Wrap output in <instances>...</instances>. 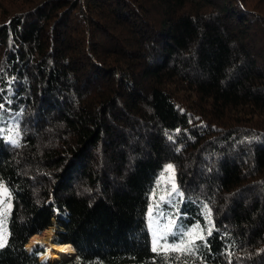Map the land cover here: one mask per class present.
<instances>
[{
  "label": "trees",
  "instance_id": "trees-1",
  "mask_svg": "<svg viewBox=\"0 0 264 264\" xmlns=\"http://www.w3.org/2000/svg\"><path fill=\"white\" fill-rule=\"evenodd\" d=\"M0 131V264H264V0H0ZM168 165L162 237L211 223L191 253L152 250Z\"/></svg>",
  "mask_w": 264,
  "mask_h": 264
},
{
  "label": "rangeland",
  "instance_id": "rangeland-1",
  "mask_svg": "<svg viewBox=\"0 0 264 264\" xmlns=\"http://www.w3.org/2000/svg\"><path fill=\"white\" fill-rule=\"evenodd\" d=\"M0 133H3V131H0ZM173 182L177 186L175 179H174L173 171L169 169V165H168L166 170L164 171V173L159 178V180L157 182L156 189L152 193V197H151V201H150V207L148 210L147 220L149 222V225H150V228L152 231L153 240H154V236L157 238L162 237V232H161L162 223L160 222V220H161L160 215L155 214V212H157V208L160 205V200L165 201L168 199V201L173 202V200L177 199V197L180 194L179 189L177 192L172 193ZM176 203H177V201H175V204ZM12 208H13L12 193L6 187V185L1 184L0 185V237L4 238V241H3L4 245L7 244L8 239H9V235H10L9 225H10ZM202 215H203V218L206 222L205 225H203V222H201V223L198 222L197 224H193L188 228L187 233H191L193 237L198 236V235H204L206 232H208V229H211V223L209 222V216L206 214H202ZM164 225L166 227L169 224H166L164 222ZM197 226H199V227H197ZM194 229L196 231H193ZM60 230H62V229H60L58 221L55 220L54 226L52 227L53 235H52V231H51L49 233L48 241L46 240L44 242H39L38 245H36L35 247H33L29 251L33 252L36 249H38L39 251H42L44 253H48L50 251V249H52L51 246L55 243L54 240L57 239L58 231H60ZM166 230H167V228H166ZM45 231L43 233H45ZM43 233L38 234V235H43ZM187 239H188V237L185 239L186 243H187ZM168 242H172V241H162V240L158 239V243L156 245L157 249L160 251H164V252L173 251L171 248L166 247ZM175 242L178 243L179 241H175ZM39 258H41V257H39Z\"/></svg>",
  "mask_w": 264,
  "mask_h": 264
},
{
  "label": "snow or ice",
  "instance_id": "snow-or-ice-1",
  "mask_svg": "<svg viewBox=\"0 0 264 264\" xmlns=\"http://www.w3.org/2000/svg\"><path fill=\"white\" fill-rule=\"evenodd\" d=\"M169 169L172 170V166L169 165ZM174 171V170H173ZM178 191L177 186L175 185V183L173 182L172 185V193H175ZM175 227V221H172L169 225L166 226L167 230H168V236H172L175 237L176 235H178V233L173 232L172 229ZM199 227V226H197ZM193 231H196L195 229ZM208 235H211V229H208ZM185 236L188 237L187 239V243L185 242L184 237H181V239L179 240V242H168L167 243V248H171L173 251H182L185 253H191L195 247H196V241L197 240H203L204 237L202 235H198L193 237L191 233H186ZM158 239H164L167 241V236H163V237H155L154 236V240H153V252H156L158 249L156 247L157 243H158ZM4 238L0 237V247H4Z\"/></svg>",
  "mask_w": 264,
  "mask_h": 264
},
{
  "label": "bare ground",
  "instance_id": "bare-ground-1",
  "mask_svg": "<svg viewBox=\"0 0 264 264\" xmlns=\"http://www.w3.org/2000/svg\"><path fill=\"white\" fill-rule=\"evenodd\" d=\"M52 231V227L47 229L43 235H35L31 238L27 245V248L31 250L37 243L48 241L49 233ZM53 235V231H52ZM46 243V242H45ZM52 243V242H51ZM47 244V243H46ZM53 244V243H52ZM52 249L48 253H42L40 255L41 260L57 261L65 257H70L75 254V249L72 244H53Z\"/></svg>",
  "mask_w": 264,
  "mask_h": 264
},
{
  "label": "clouds",
  "instance_id": "clouds-1",
  "mask_svg": "<svg viewBox=\"0 0 264 264\" xmlns=\"http://www.w3.org/2000/svg\"><path fill=\"white\" fill-rule=\"evenodd\" d=\"M56 244H57V243H56ZM66 244H67V243H66ZM68 244H69V243H68ZM74 249H75V247H74ZM28 250H29V249H28ZM42 253H43V252H42ZM42 253L39 254V257H40V255H41ZM75 254H76V249H75ZM75 254H74V255H75ZM74 255H73V256H74ZM47 261H48V260H47ZM60 261H61V260H60ZM57 262H59V261H54V262H52V263H57Z\"/></svg>",
  "mask_w": 264,
  "mask_h": 264
}]
</instances>
